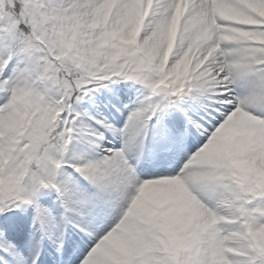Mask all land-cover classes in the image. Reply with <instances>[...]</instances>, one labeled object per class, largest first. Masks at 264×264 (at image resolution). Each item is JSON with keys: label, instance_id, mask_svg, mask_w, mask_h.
Instances as JSON below:
<instances>
[{"label": "snow or ice", "instance_id": "1", "mask_svg": "<svg viewBox=\"0 0 264 264\" xmlns=\"http://www.w3.org/2000/svg\"><path fill=\"white\" fill-rule=\"evenodd\" d=\"M0 264H264V0H0Z\"/></svg>", "mask_w": 264, "mask_h": 264}]
</instances>
